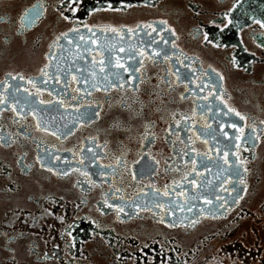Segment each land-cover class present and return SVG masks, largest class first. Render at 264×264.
Segmentation results:
<instances>
[{
	"label": "flooded vegetation",
	"instance_id": "flooded-vegetation-1",
	"mask_svg": "<svg viewBox=\"0 0 264 264\" xmlns=\"http://www.w3.org/2000/svg\"><path fill=\"white\" fill-rule=\"evenodd\" d=\"M106 2L108 0H77L78 11L73 12L71 9L77 7V4L71 3V0H66L63 5H59L58 0H47L49 11L46 18L35 28L17 33L20 12L35 3V0H0V17L11 18V22H0V81L5 79L7 73H19L25 77L40 75L39 70L47 60L46 54L51 40L56 34L72 26L60 19L53 5L59 6L60 11L68 15L73 23H110L134 27L141 22L151 23L164 19L175 28L178 39L172 37L171 33L163 35L165 39H176L180 50L189 58L184 63L195 60L193 68L208 70L211 67L222 73L224 80L220 83L226 89L225 99H228L229 106L245 114L249 125L255 123L264 129V125L259 123L264 120V28L254 22L264 20V0H124L123 4L119 0H111L114 7L123 10L89 14L93 7ZM129 3L133 5L130 8L126 7ZM229 11L230 15L226 17L224 13ZM229 19L232 20L231 24L228 23ZM204 33L208 34L207 42ZM139 35L143 33L140 32ZM166 47L171 48V44ZM234 61L238 67L234 66ZM177 66L180 67L182 75L187 76L191 72V69H185L183 65ZM163 70V63L148 65L147 76L150 79L140 84L139 92L134 94L138 102L133 107L143 115L130 121L131 131L121 130L115 136H105L101 132L99 136L100 143L107 141L108 144L104 150L107 155L103 158V163L112 162L113 154L123 153L128 169L143 172L141 184H154L161 190L165 185L171 186L173 178L178 179L176 173L165 169H172L180 163L176 157L184 147L177 142L174 148L173 141L176 136L165 131L171 123L168 114L173 111L190 114L194 106L191 93H186L191 97L189 100L179 99L180 92L184 91L183 84L172 90L160 83L157 73H162ZM197 75L202 76V73L198 72ZM212 75V82L217 83L218 77L215 73ZM10 82L16 84L19 81ZM198 83L197 80L190 87L196 88ZM219 86L217 83V87ZM59 90L58 88L57 91ZM208 90L203 94L206 95ZM93 97L102 105L101 120L96 121L94 126L77 129L67 140H57L50 134L35 131L34 122L28 117V124L31 126L28 131L35 140L17 139L10 147L0 143V264H191L203 257L205 249L201 247L208 245L212 237L228 235L237 229L246 220L252 206L263 201L260 186L264 177V135H261L255 144L249 142L246 146L242 145L241 154L246 159L248 168L245 175L247 192H240L243 199L228 214H216V218L212 215L193 216V219L199 220L195 226L175 228L160 223L147 211L134 215L126 208L125 212L129 215L121 214L120 219L112 211L101 215L96 211L100 188L82 193L74 186L78 179L77 174L58 176L39 168L35 161L36 153L51 145L61 150L75 148L79 151L80 142L85 137L96 135L98 129L108 127L110 114L118 110L117 102L122 95L116 91L108 95L95 92ZM41 98L53 99L47 93ZM215 103L219 104L220 101ZM110 104L113 108L109 107ZM119 110L127 116V110ZM61 112L63 110L51 112L56 116L57 124L62 123L59 119ZM207 115L208 123L213 128H217L221 122L226 126L232 122L240 123L238 117H223L215 109ZM12 116L10 111H6L0 118V124L4 125V129H0V135L7 136L17 132L18 125L12 123ZM196 119L198 125L204 123L199 115ZM147 122H151L149 131L156 137L151 143L141 138ZM225 130L235 134L230 127ZM250 130L246 129V132ZM179 135L188 143L189 133L186 129L180 131ZM217 138L228 142L227 138L220 135ZM37 144L41 145L39 149ZM212 144L214 142L210 141L209 146ZM87 146L90 147L91 144ZM194 146L200 151L206 147L199 140H196ZM61 154L72 160L71 153ZM153 157L155 161H159L158 166ZM230 159L234 157L230 156ZM26 165L33 167L27 168ZM72 166H77L75 161ZM56 167L63 168L64 165L61 163ZM89 168L96 170L95 165H89ZM152 168H156L155 176L151 175ZM207 175L209 179L212 178L211 173ZM115 183L123 188L125 196L137 198L139 189L131 181L128 170H118ZM236 186L243 188V185ZM144 191L147 193L149 189L146 187ZM217 192L230 203L236 195L226 194L218 188ZM81 199H85L86 203H81ZM196 203L198 207L203 205V201ZM41 205L50 206L56 215H64L66 223L75 222L72 229L74 246H69V238L63 232L64 225L54 217H44L33 222L32 217H40ZM75 205H79V208ZM196 211L198 209H194ZM179 215L181 214L177 213Z\"/></svg>",
	"mask_w": 264,
	"mask_h": 264
},
{
	"label": "snow or ice",
	"instance_id": "snow-or-ice-1",
	"mask_svg": "<svg viewBox=\"0 0 264 264\" xmlns=\"http://www.w3.org/2000/svg\"><path fill=\"white\" fill-rule=\"evenodd\" d=\"M58 2L59 5H63L66 0H58ZM119 2L123 4L124 0ZM71 3L77 4V0H71ZM132 6L130 3L126 5L129 8ZM52 7L60 19L69 22L72 26L59 32L51 40L46 54L47 60L40 68L38 77L7 73L5 79L0 81V118L6 111H10L13 114L12 123L18 125L16 133L0 135V143L10 147L17 142V139L35 140L36 138L28 131L31 127L28 124V117L32 118L35 131L50 134L57 140H67L75 134L77 129L94 126L96 121L101 120L102 105L95 101L93 93L102 92L108 95L116 91L121 93L122 98L117 102L118 110L110 114L108 127L98 129L96 135L85 137L80 142L79 151L75 148L61 150L55 145L43 148L42 152L38 151L35 155L39 168L63 177L77 174L78 179L74 186L78 187L82 193L100 188V199L96 202V211L101 215L112 211L117 219L121 218V214L129 215L125 212V209L129 208L130 213L134 215L144 211L151 212L160 223L167 224L169 228L193 227L199 222L198 219H193V216L212 215L216 218V214L226 215L231 212L233 206L238 205L243 199L240 192H247L245 175L248 168L246 159L241 154L242 145L246 146L249 142L255 144L260 136L264 135V129L255 123L249 125L245 114L229 106L228 99H225L226 89L220 83L224 80L223 74L211 67L208 70L193 68L192 64L195 60L185 64L184 61L189 58L177 45L176 30L167 20L141 22L134 27L110 23L89 25L79 21L73 23L68 15L60 11L59 6ZM122 10L114 7L111 0H108L105 4L93 7L89 14ZM48 11L47 0H35V3L20 12L16 32L24 33L35 28L46 18ZM71 11H78V4ZM224 15L229 16L230 11L225 12ZM0 22H11V18L0 17ZM212 22L215 23V21ZM254 22L264 28V20H254ZM228 23L231 24L232 20L229 19ZM140 32L143 35H139ZM166 33H171L176 39H165L163 34ZM204 39L208 41L207 33H204ZM169 44L171 48L166 47ZM182 56L184 59H181ZM158 62L164 64L163 72L157 73L160 83L172 90L183 84L184 91L179 94V99L182 101L191 98L186 93H191L194 97L192 99L194 106L190 114L176 111L168 114L171 123L165 131L176 136V140L173 141L174 148L177 142L184 147L179 150L176 157L180 163L172 169H165V171L171 170L176 173L178 179L173 178L171 186L165 185L163 190L155 187L154 184H141L140 180L144 178L143 172L128 169L123 153L113 154L112 162L103 163V158L107 155L104 150L108 144L107 141L99 142L101 132L105 136H115L119 135L121 130L131 131L130 121L133 118L142 117L143 113L133 107V104L138 102L134 94L139 92L140 84L150 79L147 76L148 65L155 66ZM177 65H183L185 69H191V72L187 76L182 75ZM234 66L239 65H236L234 61ZM198 72L202 73V76H198ZM213 73L218 77L219 87L217 83L212 82ZM197 80L199 81L197 87L191 88L190 85ZM10 81L19 82L13 84ZM58 88L59 91H57ZM206 89L209 90L204 95ZM44 93L53 99H42ZM216 101L220 103L216 104ZM109 107L113 108V105L110 104ZM119 109L127 110V116ZM214 109L223 117L230 115L238 117L240 123L232 122L226 126L221 122L217 128H213L208 123L207 114L213 113ZM52 110L58 112L63 110L59 116L62 123L57 124L56 116L51 114ZM197 115L204 120L203 124L198 125ZM259 123L264 125V120ZM150 127L151 122H147L144 125V132L141 133V138L149 143L156 138L154 133L149 131ZM226 127L234 130L235 134L225 130ZM0 129H4L3 124H0ZM184 129L189 133L188 143H185L179 135ZM246 129L251 130L246 132ZM218 135L227 138L228 142H222L217 138ZM196 140L206 146L205 150L200 151L194 146ZM210 141L214 142L211 146H209ZM88 144L91 146H87ZM40 147L41 145L37 144V148ZM62 152L71 153L72 160L67 155H62ZM230 156L234 159H230ZM153 160L155 161L154 157ZM73 161L77 166H72ZM61 163L64 165L63 168L56 167ZM155 164L158 166L159 161H155ZM89 165H95L96 170H90ZM25 167L31 168L33 165ZM121 169L128 170L131 181L136 183L139 189L136 199L125 196L123 188L116 185L117 172ZM209 173L212 174L211 179L208 178ZM151 175H156V168L151 169ZM237 184L243 185V188H238ZM146 187L149 189L147 193L144 191ZM217 188L226 194L236 193L231 203L225 196L218 194ZM197 201H203V205L198 207ZM56 202L59 203L58 200ZM81 203H86V200L81 199ZM209 205L210 208L206 207ZM75 207L79 208V205ZM194 209L198 211L194 212ZM177 213L181 215L177 216ZM44 217H54L60 221L64 225V235L69 238V246H74L75 238L72 233L74 221L71 224L66 223L64 215H56L50 206L41 205L40 217H32V220L36 222L37 219ZM168 217L172 219L169 220ZM9 239L12 238L9 237Z\"/></svg>",
	"mask_w": 264,
	"mask_h": 264
},
{
	"label": "rangeland",
	"instance_id": "rangeland-1",
	"mask_svg": "<svg viewBox=\"0 0 264 264\" xmlns=\"http://www.w3.org/2000/svg\"><path fill=\"white\" fill-rule=\"evenodd\" d=\"M262 181L260 196L264 197V177ZM258 203L252 206L246 220L237 229L228 235L214 236L208 245H203V257L193 264H264V198L261 204Z\"/></svg>",
	"mask_w": 264,
	"mask_h": 264
},
{
	"label": "trees",
	"instance_id": "trees-1",
	"mask_svg": "<svg viewBox=\"0 0 264 264\" xmlns=\"http://www.w3.org/2000/svg\"><path fill=\"white\" fill-rule=\"evenodd\" d=\"M193 264V263H192Z\"/></svg>",
	"mask_w": 264,
	"mask_h": 264
}]
</instances>
